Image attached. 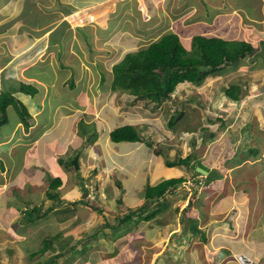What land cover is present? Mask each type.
Returning a JSON list of instances; mask_svg holds the SVG:
<instances>
[{
    "label": "rangeland",
    "instance_id": "rangeland-1",
    "mask_svg": "<svg viewBox=\"0 0 264 264\" xmlns=\"http://www.w3.org/2000/svg\"><path fill=\"white\" fill-rule=\"evenodd\" d=\"M8 1L0 0V6ZM48 1L52 7L56 4V0ZM122 1L126 0L115 3ZM129 1L133 5L127 18L115 17L113 23H107L109 31L98 26L89 32L93 22L99 20L96 16H88L86 22L84 17L78 24L69 17L50 21L43 16L45 10L52 9L50 4L43 7L47 0H10L7 7L0 8V92L5 85L15 86L17 80L39 83L43 92L34 99L15 93L34 117L46 103L50 104V97L57 96L61 102L67 97L75 103L66 105V113L63 107L57 109L52 116L54 123L47 128L49 137L43 132L38 135L37 117L36 124L26 131L17 122L14 109H7L8 122L0 128V264H37L65 250L57 264H244L245 257H238L239 252L248 256L249 264H264V0ZM28 28H34V32ZM167 33L176 34L188 50L192 37L202 35L244 40L254 51L235 67H225L199 86L180 83L157 115L148 114L139 104L121 110L119 99L124 95L111 92L109 86L113 64L126 52ZM71 76L78 88L72 92L66 83ZM231 84L240 86L239 101L223 93V87ZM73 92L76 95L72 98ZM180 106L185 109L176 121L186 110L191 111L189 133L173 132L165 125L167 114ZM80 120L87 123L80 125L84 133L77 128ZM123 125H137L142 136L163 149L171 146V150L163 151L170 157L177 151L186 157L194 140L196 158L209 169L223 170L222 180L215 182L219 190L211 198V206L203 208L209 212L207 218L196 206L183 211L186 200L178 196L189 191L190 182L183 170L166 167L165 158L153 155L143 144L114 145L110 141L108 132ZM203 126L213 131V140L201 135L198 127ZM93 127L97 136L84 138ZM253 147L257 148L255 156L248 153ZM74 157L80 164L82 188L76 179L79 172L74 167L65 168L67 160ZM129 162L132 166L124 165ZM116 167L125 173L119 174ZM54 175L63 179L56 190L58 201L45 194L46 178ZM181 175L185 181L167 197L170 207L158 214L162 225L149 227L153 220L141 219L137 231L127 240L112 241L108 230H104L105 235L99 232L105 218L112 220L116 214L141 204L138 194L143 193L144 184L155 186ZM113 177L124 189L122 206L115 203L120 192ZM236 190L247 193L244 200L237 201ZM228 202L233 203L225 205ZM240 204L246 206L242 218ZM32 207H40L33 223L27 222L23 212ZM153 209L151 205L142 217ZM182 213L196 219V228L204 233L206 241L199 230L192 232L188 221L179 222ZM182 225L184 233H180ZM47 234H60L55 250L50 247L44 255L38 253L28 260L26 249L32 251L34 247L36 251V239ZM92 234L95 237L89 238ZM119 234L123 236V230ZM80 247L84 251L72 256L71 251ZM114 251L117 257L112 255Z\"/></svg>",
    "mask_w": 264,
    "mask_h": 264
},
{
    "label": "trees",
    "instance_id": "trees-1",
    "mask_svg": "<svg viewBox=\"0 0 264 264\" xmlns=\"http://www.w3.org/2000/svg\"><path fill=\"white\" fill-rule=\"evenodd\" d=\"M138 45H141L139 42ZM254 51L253 46L244 40H227L222 39L220 37L215 36H202L195 35L191 39V49H186L180 42L179 38L176 34L167 33L161 36L158 40L147 43L145 46L136 49L133 52H126L123 59L115 64L111 69V80H110V91L111 92H119L123 94L124 97L119 99L121 102V110L127 108L134 107L139 104L143 110H145L150 115H157V113L164 107L163 102L168 101L171 98L172 93L174 92L177 85L180 83H190L194 86H199L203 83L205 79L209 76H215L220 74V72L228 66L235 67L239 61L248 56ZM60 52H58V55ZM65 68V66H63ZM50 74V73H49ZM47 74V75H49ZM66 74V73H65ZM102 84L104 82V77L101 78ZM60 82V81H59ZM15 86L13 85H5L4 88L0 92V128L7 124L8 116L7 109L8 107H12L17 115V122H19L24 130L28 131L31 125L34 126L36 124L35 118H38L37 129L41 132L46 130L49 125L54 123L55 117L54 115L58 108L63 107L62 110L66 113L67 106L73 103L71 98L65 97L61 102V98L50 97V104L46 103L41 109L38 115L31 116L26 105L21 101L15 93H22L30 99H34L36 96L43 92V87L39 86L34 82L28 81H15ZM67 88L68 91H75L77 85L74 83V78L71 76L67 80ZM224 95L232 100L239 101L240 100V86L231 84L227 87H223ZM71 94V93H70ZM76 92H73L71 97H74ZM38 108L40 107L39 103L36 100ZM64 103V105H61ZM75 104V103H73ZM67 105V106H66ZM185 109L184 106H180V108L176 109L174 113L167 114L168 117L166 121L167 129L171 131H183L185 133H189L191 130L189 123L191 120L189 119L191 111L186 110L185 115L182 119L176 121V116ZM51 112L50 114L47 113ZM189 115V116H188ZM206 121V120H205ZM210 120L207 119L206 122ZM87 123L84 120H80L77 123L79 131L84 133L83 126ZM93 124V123H91ZM43 125H48L43 127ZM95 125V124H93ZM96 126V125H95ZM137 125H123L112 129L108 137L112 143H144L145 146L149 149H153V154L157 156H163L164 164L166 167H178L180 170H183V173H188L189 176H197L199 173L195 170V168L202 167L208 171V175L205 178V186L210 184L211 182L221 181L222 173L216 170H209L205 167L204 164L196 158V155L193 153V148L195 146V141H190V146L192 151L184 158L179 155L177 151L172 157L169 156V153H164L163 151L171 150V146H166L167 148L163 149L161 144L155 143L152 139L147 140L142 134L139 132ZM51 128V127H50ZM58 129V126H57ZM199 132L204 139L213 140L214 134L213 131L209 129L207 126L198 127ZM97 136V130L95 127L91 129L90 134L86 135L84 138H95ZM200 136V135H199ZM3 137V135H2ZM203 139V140H204ZM248 153L252 156L257 155V148H249ZM71 159L67 160V164L65 168H73L70 164ZM239 162V161H238ZM3 163H0L2 167ZM128 166H132L129 162ZM73 170V169H72ZM116 170V169H115ZM119 171V169H117ZM76 173L79 172V175L76 176L78 185L82 186V182L80 181V171L75 170ZM193 172V173H192ZM111 173H114L113 171ZM110 173V174H111ZM120 174V172H119ZM114 184L118 188L120 194L117 198H115V203L120 206L123 205L122 193L124 189L121 186L120 180L113 177ZM185 181L184 178H171L167 180H163L159 182L157 185H149L146 183L144 186V191L142 193V202L140 206L128 209L126 213L116 214L113 219L105 218L104 222L98 227L99 232L102 234H107L104 230H108V235L111 240L117 241L118 239L123 238L127 240L130 238L133 232L137 230L138 222L141 219L146 221L153 220L151 224H148L149 227L154 225H162L164 221L160 219L158 214L164 211L166 208H169L170 200H168L167 193L171 189H175L178 184ZM47 191L45 192L46 196L49 199H55L58 201V195L56 190L63 183V179L57 175L48 176L46 178ZM213 186V190L218 191L219 186L215 184H211ZM95 191V188L93 192ZM236 190V194L239 193ZM223 197V196H222ZM241 199V195L239 196ZM85 203L84 201H80ZM74 204V202L72 203ZM152 205L154 208L151 213L147 216L142 217L144 211L147 210ZM188 206V204H187ZM246 206L244 204H240L238 212L240 213V217L242 218L245 212ZM40 207H32L30 210L25 209L23 211L26 215L27 222H35L36 214H39ZM186 208L184 209V211ZM200 213H203L202 209H199ZM43 213L42 215H45ZM137 217V218H136ZM179 222L183 223L184 220L188 221L189 228L192 232H198L199 229L196 228V219L192 217H185L182 213L179 217ZM174 220V217H173ZM243 225V222H240V226ZM120 230H123V236L120 233ZM185 232V227L182 225L180 233ZM134 234V233H133ZM125 235V236H124ZM60 234L52 235H44L43 237L37 238L39 246L36 251L34 247H32V251H29V248L26 249L28 260H32V258L40 253V256L44 255L48 248L56 247L55 243H58ZM95 234L89 236V238H94ZM204 241L207 240L206 236L202 232L201 235ZM117 239V240H116ZM90 240V239H89ZM85 245H83L84 247ZM84 248L80 247L78 249L72 250V256H76L79 253H82ZM67 250L61 252H55L45 257L43 260H39L37 264H57V259L60 258L63 254H65ZM112 255L117 257V254ZM262 254V252H260ZM113 256V257H114ZM239 257L244 258V264H249L248 256L243 252L238 253ZM112 257V258H113ZM110 260V259H109Z\"/></svg>",
    "mask_w": 264,
    "mask_h": 264
},
{
    "label": "crops",
    "instance_id": "crops-1",
    "mask_svg": "<svg viewBox=\"0 0 264 264\" xmlns=\"http://www.w3.org/2000/svg\"><path fill=\"white\" fill-rule=\"evenodd\" d=\"M8 2H6V5H8ZM115 2L116 0H56V4L54 5V7H52L53 4H51L47 0L46 4H44L43 7H47L50 4L52 9L45 10L46 13L43 16H47L48 19L50 18L49 19L50 21H55L56 18L60 19L64 17H69L71 18V20L76 21L77 24L79 22H83L84 17H85L84 22H86L88 16L89 18L90 17L94 18L96 16L95 18H99V20L96 21L95 19L96 22H93V24L95 25L92 26L93 28L89 29V32L93 29L94 31L95 29L97 30L98 26H99L98 28H102V29L107 28V31H109L108 30L109 27L107 26V23L109 24L113 23L115 21V17L117 19L122 18V20H125L127 18L128 12H130V6L133 5L132 2L129 0H126L125 2L122 1V3L120 2L118 4H116ZM6 5L3 4L0 6V8H4ZM20 10H22V8H20ZM32 29L34 28H28L27 30L34 32L32 31ZM48 29L51 30L52 27H48ZM106 32H103L101 35L104 37ZM43 133H44L43 135H46V133H48L47 137L50 136V133L48 132L47 129L44 130ZM39 134H42V132L38 131V135ZM46 146H48V144H46ZM62 149H64V147ZM123 149L125 148L123 147ZM136 154L141 156L140 153H136ZM142 156L144 157V155Z\"/></svg>",
    "mask_w": 264,
    "mask_h": 264
},
{
    "label": "clouds",
    "instance_id": "clouds-1",
    "mask_svg": "<svg viewBox=\"0 0 264 264\" xmlns=\"http://www.w3.org/2000/svg\"><path fill=\"white\" fill-rule=\"evenodd\" d=\"M117 63H119V62H117ZM117 63H115V64H117ZM115 64H113V66L115 65ZM111 73V72H110ZM6 82H8V81H4V84H6ZM184 83H187V82H184ZM190 84V83H189ZM192 85V84H191ZM194 86V85H193ZM177 87V86H176ZM18 93V92H17ZM110 132V131H109ZM109 132H108V134H109ZM96 141V140H95ZM122 143H125V142H122ZM122 143H118V144H115V143H113L114 145H119V144H122ZM138 144H143L144 145V148L146 147L145 146V144L144 143H138V142H136V145H138ZM149 149V148H148ZM149 151H151V153L153 154V149H149ZM148 155H149V153H148ZM153 155H155V154H153ZM155 156H157V155H155ZM154 156V157H155ZM122 156H120V157H117V158H121ZM158 157H160V156H158ZM184 158V157H183ZM123 162V161H122ZM122 162H119V165H121V163ZM71 164V163H70ZM124 164V163H123ZM124 165H127L128 166V163L127 164H124ZM78 166H80V164L78 163ZM198 167V166H197ZM171 168H175V167H171ZM199 168H202V167H199ZM114 169H119V172L120 173H125V171L124 170H122V168H120V167H116V168H114ZM202 169H204V168H202ZM209 169V168H208ZM75 170H79V167H78V169H75ZM195 170H196V168H195ZM205 171H207L206 169H204ZM209 170H212V169H209ZM112 172V171H111ZM110 172V173H111ZM183 173V172H182ZM199 173V172H198ZM183 175H185V176H187V178H190V182H189V180H188V185H187V187H188V189H189V191H187V192H185L184 191V193H183V195L180 197V196H178L179 198H181V199H183V200H186V203H185V205H184V209L186 208V210L189 208V207H194L195 208V206H196V210H198V213L203 217V218H207L208 216H209V212L208 211H205L203 208L204 207H206V208H208V206H211V204H212V202H211V198H213V196L216 194V192H218V191H216V190H213V186H211L210 185V188H208V185L207 186H205V178H206V176L208 175V171H207V175H201L200 173H199V175H197V176H193V174H192V176H189V174L187 173H183ZM223 176V175H222ZM184 178L182 175L181 176H179V177H176V178ZM222 180V179H221ZM218 182V181H217ZM63 184V183H62ZM158 184V183H157ZM156 184V185H157ZM181 184V183H180ZM180 184H178V186L180 185ZM211 184H215V181L214 182H211ZM145 185V184H144ZM216 185V184H215ZM204 187H207V188H205L206 190L205 191H203L204 189ZM143 189H144V187H143ZM176 189V188H175ZM175 189H171V192L169 191L168 193H167V196L166 197H168V196H170L171 194H174L175 192H173ZM124 192V191H123ZM203 193H206V195L203 197ZM142 194H138V197H142L141 196ZM241 195V199H239V196ZM237 196H238V202H239V200H244V198L247 196V193L246 192H244L243 190H241L239 193H237ZM244 196V197H243ZM218 198H222V196L221 197H219L218 196ZM217 198V199H218ZM217 199H216V201H217ZM231 203H233V202H228V203H225V205H231ZM187 204H188V206H187ZM202 205H205V206H202ZM140 206V205H139ZM184 209H183V211H184ZM199 209H202L203 210V213H200V211H199ZM212 209V208H211ZM182 211V212H183ZM137 218V217H136ZM193 218V217H192ZM137 231V230H136ZM200 231V230H199ZM201 235H202V231H200L199 232ZM239 257V256H238ZM243 259V258H242Z\"/></svg>",
    "mask_w": 264,
    "mask_h": 264
},
{
    "label": "water",
    "instance_id": "water-1",
    "mask_svg": "<svg viewBox=\"0 0 264 264\" xmlns=\"http://www.w3.org/2000/svg\"><path fill=\"white\" fill-rule=\"evenodd\" d=\"M181 115L182 113H179L176 119H178ZM71 165L74 167V169H78V157L73 158V160L71 161ZM196 171L199 172L201 175H207V171L202 168L196 167Z\"/></svg>",
    "mask_w": 264,
    "mask_h": 264
},
{
    "label": "bare ground",
    "instance_id": "bare-ground-1",
    "mask_svg": "<svg viewBox=\"0 0 264 264\" xmlns=\"http://www.w3.org/2000/svg\"><path fill=\"white\" fill-rule=\"evenodd\" d=\"M33 252H34V250H33Z\"/></svg>",
    "mask_w": 264,
    "mask_h": 264
}]
</instances>
